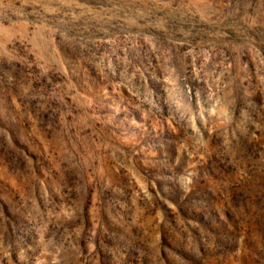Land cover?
I'll return each mask as SVG.
<instances>
[{
	"label": "rangeland",
	"instance_id": "374dc122",
	"mask_svg": "<svg viewBox=\"0 0 264 264\" xmlns=\"http://www.w3.org/2000/svg\"><path fill=\"white\" fill-rule=\"evenodd\" d=\"M0 264H264V0H0Z\"/></svg>",
	"mask_w": 264,
	"mask_h": 264
}]
</instances>
